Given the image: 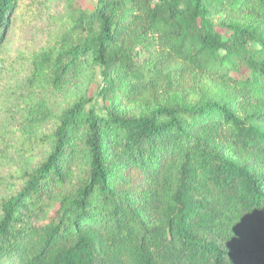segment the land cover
Wrapping results in <instances>:
<instances>
[{
  "label": "trees",
  "instance_id": "16d2710c",
  "mask_svg": "<svg viewBox=\"0 0 264 264\" xmlns=\"http://www.w3.org/2000/svg\"><path fill=\"white\" fill-rule=\"evenodd\" d=\"M0 264H264V0H0Z\"/></svg>",
  "mask_w": 264,
  "mask_h": 264
},
{
  "label": "rangeland",
  "instance_id": "374dc122",
  "mask_svg": "<svg viewBox=\"0 0 264 264\" xmlns=\"http://www.w3.org/2000/svg\"><path fill=\"white\" fill-rule=\"evenodd\" d=\"M84 7L88 9H93L97 3V0H80ZM40 25H31L26 28V33L28 35L25 36L26 40L30 42H37L38 38L35 37L36 31L39 29ZM12 34V33H11ZM10 34V35H11ZM87 69L85 67L78 68L75 72H73L64 83V87L61 89L62 91L70 92L73 94L81 93L88 96L87 107H94L97 112L100 114L105 113L106 108L105 105L110 104L109 99H104L100 94L99 90L102 86V76L100 74V69L97 68L94 74H88ZM248 70L244 69L242 75H247Z\"/></svg>",
  "mask_w": 264,
  "mask_h": 264
}]
</instances>
